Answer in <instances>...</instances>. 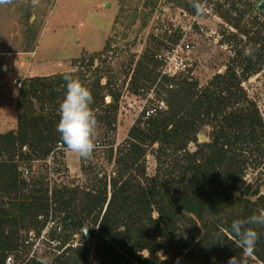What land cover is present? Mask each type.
Listing matches in <instances>:
<instances>
[{"label": "trees", "instance_id": "16d2710c", "mask_svg": "<svg viewBox=\"0 0 264 264\" xmlns=\"http://www.w3.org/2000/svg\"><path fill=\"white\" fill-rule=\"evenodd\" d=\"M258 6L251 0L216 4L229 25L222 42L233 54L204 84L190 71L164 73L161 50L179 41L169 33L153 36L143 54L131 59L127 75L135 93L148 85L142 81L155 85L160 98L151 107L157 111L146 116L145 108L117 146L112 137L122 88L106 56L111 41L101 52L76 59L74 70L24 79L16 96L17 126L0 131V264L9 258L11 264H40L30 252L47 227L52 244L60 241L50 264H90L89 241L95 264H228L233 256L244 261L232 221L264 210V116L244 87L264 69V11ZM185 7L197 12L190 0ZM65 74L92 92L97 129L103 130L92 157L107 154L113 163L109 172L83 159V184L50 176L51 169L53 175L68 171L62 161L67 148L56 131ZM160 102L165 107L158 108ZM148 155L156 161L153 173ZM251 170L255 180L247 178ZM250 226L259 233L251 253L264 263V227ZM78 232L83 241L74 244Z\"/></svg>", "mask_w": 264, "mask_h": 264}, {"label": "rangeland", "instance_id": "374dc122", "mask_svg": "<svg viewBox=\"0 0 264 264\" xmlns=\"http://www.w3.org/2000/svg\"><path fill=\"white\" fill-rule=\"evenodd\" d=\"M261 1L264 0H251L254 4ZM219 2L223 0H217L216 4ZM185 4L186 0H39L33 6L32 0H0V131L17 126V95L12 93L16 88L15 80L32 77L30 73L74 70L76 59L101 52L107 41H111L112 47L106 56L122 88L117 129L112 138L115 146L123 142L132 125L141 119L143 109L156 105L160 98L155 85L144 81L141 85H148H142L135 93L131 75H127V71L132 72L134 68V65L129 68L131 59L136 57L137 60L156 36L155 26L160 27L158 37L169 33L179 44L191 43V49L181 50L180 56L187 63L186 72L190 71L201 84L223 71L228 57L233 54L231 46L222 42L223 32L229 27L225 20L218 13L202 14L195 19ZM190 26L193 29L185 31ZM201 26L207 29L206 33L200 31ZM161 52L167 55L169 50L162 48ZM30 68L35 71L30 72ZM244 87L264 116V69L245 81ZM97 134L102 136L103 130L97 129ZM194 147L192 144L191 148ZM106 155L96 154L86 159L87 164L91 161L110 172L113 163H108ZM54 161L59 162L57 158ZM62 161L68 171L53 175L55 172L51 169L53 180L86 182L87 175L82 172L83 158L65 149ZM51 165L56 164L52 161ZM155 168L154 157L148 155V172L153 173ZM256 176L257 172L251 170L247 178L255 180ZM50 228L47 227L35 241L30 254L51 262L56 256L50 241ZM71 241L74 244L83 241L82 232L72 236ZM85 245L91 249L90 264H95L94 243L89 241ZM244 264L264 263L247 253Z\"/></svg>", "mask_w": 264, "mask_h": 264}, {"label": "clouds", "instance_id": "9594fccd", "mask_svg": "<svg viewBox=\"0 0 264 264\" xmlns=\"http://www.w3.org/2000/svg\"><path fill=\"white\" fill-rule=\"evenodd\" d=\"M39 0H32L37 5ZM197 14L201 13L202 6L199 0H190ZM245 54H251V46L245 49ZM64 96L58 107L59 121L56 131L66 148L83 159H91L93 152L98 148L96 143L98 120L91 105L94 102L92 92L79 78L72 74L63 76ZM59 91V89H58ZM264 227V210L253 213L246 219L232 221L231 230L238 238V246L244 253H251L259 239V233L254 227ZM40 264H50L47 258H42ZM228 264H244L243 257L233 256Z\"/></svg>", "mask_w": 264, "mask_h": 264}, {"label": "built area", "instance_id": "2783aa9c", "mask_svg": "<svg viewBox=\"0 0 264 264\" xmlns=\"http://www.w3.org/2000/svg\"><path fill=\"white\" fill-rule=\"evenodd\" d=\"M216 1L217 0H202V2L200 3V5L202 6L201 9V13L200 14H194V17L196 19V17L198 18V16L205 14V15H215L216 14ZM193 29V26H190L188 30L185 31H191ZM200 31L202 32H207V29L203 26L200 27ZM154 34L156 36H159L160 33V27L159 26H155L154 28ZM188 33V32H186ZM192 45L191 43L187 42L185 44L182 43H177L176 45H174L170 50L169 53L166 55L164 54V60H165V66H164V73H167L170 76H174L178 73L181 72H186L187 70V63L182 59V57L180 56V51L184 50V49H191ZM162 57V56H161ZM23 84V80H15V85L16 88L12 90L13 94H18V91L20 89V87ZM165 107V103L164 102H160L158 108H163ZM144 110V109H143ZM157 111V107H150L147 109L146 111V116H150L152 114H154ZM60 243V241H55L54 245H58ZM8 264H11V258H9L7 260Z\"/></svg>", "mask_w": 264, "mask_h": 264}, {"label": "water", "instance_id": "95a60500", "mask_svg": "<svg viewBox=\"0 0 264 264\" xmlns=\"http://www.w3.org/2000/svg\"><path fill=\"white\" fill-rule=\"evenodd\" d=\"M258 9H259V10H263V9H264V1H261V2L259 3ZM200 140H201V141H204V140H205V136L201 135V136H200ZM85 233H86V235L88 236V231H87V230H85Z\"/></svg>", "mask_w": 264, "mask_h": 264}, {"label": "crops", "instance_id": "0c3cea01", "mask_svg": "<svg viewBox=\"0 0 264 264\" xmlns=\"http://www.w3.org/2000/svg\"><path fill=\"white\" fill-rule=\"evenodd\" d=\"M35 68H36V67H35ZM32 70L35 71L34 68H33ZM32 70H31V68H30V72H32ZM55 73H57V71L48 72V73H46V74H38V73L33 74V73H30L29 75H30V76H33V75H50V74H55Z\"/></svg>", "mask_w": 264, "mask_h": 264}]
</instances>
